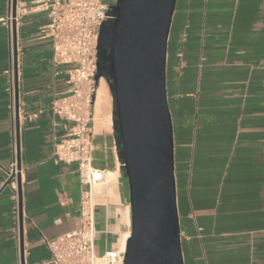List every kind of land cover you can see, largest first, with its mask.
<instances>
[{"label":"crops","instance_id":"0c3cea01","mask_svg":"<svg viewBox=\"0 0 264 264\" xmlns=\"http://www.w3.org/2000/svg\"><path fill=\"white\" fill-rule=\"evenodd\" d=\"M38 1L17 5L18 155L15 85L12 94L6 74L11 31L1 22L10 0H0V264H22L19 215L13 193L3 190L15 158L24 264H52L43 239L79 227L84 187L75 167L56 160L54 134L64 127L50 109L68 94V66L54 65L50 41L39 36L48 17ZM166 86L184 264H264V0H176ZM115 114L110 85L101 78L94 165L114 178L95 189L100 256L124 249L132 229Z\"/></svg>","mask_w":264,"mask_h":264},{"label":"water","instance_id":"95a60500","mask_svg":"<svg viewBox=\"0 0 264 264\" xmlns=\"http://www.w3.org/2000/svg\"><path fill=\"white\" fill-rule=\"evenodd\" d=\"M176 0H116L113 19L102 27L98 47L109 33L111 67L106 80L116 106L118 139L124 156L132 216L124 264H184L174 165L173 125L167 98V48ZM13 56L16 148L20 152L17 0ZM20 256L24 264L22 186L19 177ZM8 181L4 189L8 187Z\"/></svg>","mask_w":264,"mask_h":264},{"label":"built area","instance_id":"2783aa9c","mask_svg":"<svg viewBox=\"0 0 264 264\" xmlns=\"http://www.w3.org/2000/svg\"><path fill=\"white\" fill-rule=\"evenodd\" d=\"M19 3L22 0H17V5ZM38 4L48 17V23L40 29L39 36L50 41L54 65L68 66V94L56 97L50 107L64 127L63 133L54 134V155L59 163L75 167L84 187L79 208V227L56 239H43V243L51 253L52 264H124L126 250L111 251L102 256L96 252L98 232L95 220L99 203L95 189L107 182L110 173L94 165L92 142L100 82L97 79L100 32L102 25L113 19L111 7L116 4V0L110 4L105 0H39ZM13 21L10 0L9 15L1 22L11 31V59L6 74L10 77L12 94L15 85ZM20 175L15 158L8 174V188L13 193L17 218ZM17 224L19 228V221Z\"/></svg>","mask_w":264,"mask_h":264},{"label":"rangeland","instance_id":"374dc122","mask_svg":"<svg viewBox=\"0 0 264 264\" xmlns=\"http://www.w3.org/2000/svg\"><path fill=\"white\" fill-rule=\"evenodd\" d=\"M107 3H112L113 0H105ZM110 34L104 33L101 44H100V52L102 55V62L100 65L101 77L107 79L111 76L110 67H111V45H110ZM111 90V88H110ZM112 92V90H111Z\"/></svg>","mask_w":264,"mask_h":264},{"label":"bare ground","instance_id":"6f19581e","mask_svg":"<svg viewBox=\"0 0 264 264\" xmlns=\"http://www.w3.org/2000/svg\"><path fill=\"white\" fill-rule=\"evenodd\" d=\"M113 178H114V175H113V174H109L107 182H111V181L113 180ZM130 237H131V234H129V235L127 236L126 244H125V246H124V249L122 248V250H124V251L126 250V248H127V243H128V240L130 239Z\"/></svg>","mask_w":264,"mask_h":264}]
</instances>
